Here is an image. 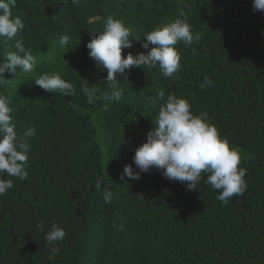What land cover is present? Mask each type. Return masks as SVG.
<instances>
[{"label":"trees","instance_id":"16d2710c","mask_svg":"<svg viewBox=\"0 0 264 264\" xmlns=\"http://www.w3.org/2000/svg\"><path fill=\"white\" fill-rule=\"evenodd\" d=\"M108 16L132 33L124 57L147 55L153 46L142 47L144 36L177 19L201 38L175 46L180 69L172 77L158 65L126 70L117 76L122 99L104 100L112 91L107 71L97 68L86 45ZM12 17L24 25L15 39L36 63L31 73L6 71L10 81L0 84V96L13 109L18 140L29 127L35 134L24 138L27 178L0 174L13 182L0 195V264H264V12L253 10V0H16ZM64 35L69 44L61 47ZM14 44L0 37V63L17 52ZM42 74H58L75 95L36 86ZM83 86L94 90V103ZM169 95L186 100L193 115L206 114L239 153L246 169L242 196L224 205L206 175L188 190L155 168L120 180L126 165L140 172L135 151ZM54 223L66 235L49 245L45 236ZM52 247L59 254L50 261Z\"/></svg>","mask_w":264,"mask_h":264},{"label":"clouds","instance_id":"9594fccd","mask_svg":"<svg viewBox=\"0 0 264 264\" xmlns=\"http://www.w3.org/2000/svg\"><path fill=\"white\" fill-rule=\"evenodd\" d=\"M72 3L79 5L80 0H72ZM15 4L16 0H0V37L15 40L14 47L17 50L8 53L6 62L0 63V84L10 81L4 78L6 71L16 74L19 69L23 73H31L36 63L31 49L26 50L22 41L15 39L24 27L19 17H12ZM253 10L264 12V0H253ZM179 11L184 15L183 9ZM131 35L130 30L121 21L108 16L104 30L98 35L95 34L86 45L97 68L107 71L105 81L112 91L110 95L105 92L104 100L119 102L122 99L123 92L119 89L117 76L123 77L126 70L144 67L152 69L158 65L164 77H172L180 69V55L175 46L181 42L191 46L194 39L199 41L201 38L199 34L193 37L189 24L177 19L144 36L142 47L148 49L149 45L153 46L147 55L140 53L133 56L129 53L124 57L122 50L132 47L133 40L129 39ZM68 42L67 35L60 38L61 47ZM34 84L47 92L70 97L75 95L73 85L61 79L58 74H42L35 79ZM204 84H212L207 76L204 77ZM82 91L87 97V102L94 103V90L83 86ZM157 98L164 101V90L157 93ZM152 106H157L156 99H153ZM69 107L78 110L71 101ZM104 110H107L106 105ZM12 111L8 106L7 97L0 96V174L24 180L27 178L24 165L28 160L26 152L29 148L24 138L32 137L35 128L29 127L24 132V138L18 140L15 124L10 116ZM206 121V114L193 115L186 100L169 95L167 101L159 105L154 128L147 133L146 142L135 151L133 161L140 172L134 173L132 166L126 165L120 180L124 181L125 176L138 180L140 173L155 168L169 181L186 183L188 190H196L202 175H206L205 183L220 192L217 199L224 205L233 197L242 196L247 185L244 180L246 169L239 167L241 157L226 140L220 138L216 127ZM102 184L101 180H97L96 189H101ZM12 187L11 179L0 178V195H5ZM102 194L105 203H110L112 191L105 186ZM37 228L43 231L42 223H38ZM65 235V231L54 223L45 240L52 245L54 242L63 241ZM50 250L52 255L48 259L51 261L59 254V249L52 247Z\"/></svg>","mask_w":264,"mask_h":264},{"label":"bare ground","instance_id":"6f19581e","mask_svg":"<svg viewBox=\"0 0 264 264\" xmlns=\"http://www.w3.org/2000/svg\"><path fill=\"white\" fill-rule=\"evenodd\" d=\"M167 23H170V22H167ZM70 36V35H69ZM73 38V37H72ZM69 44V43H68Z\"/></svg>","mask_w":264,"mask_h":264}]
</instances>
